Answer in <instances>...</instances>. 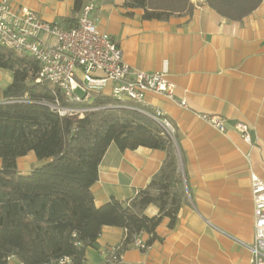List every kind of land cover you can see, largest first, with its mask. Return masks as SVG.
Listing matches in <instances>:
<instances>
[{
	"label": "crops",
	"instance_id": "1",
	"mask_svg": "<svg viewBox=\"0 0 264 264\" xmlns=\"http://www.w3.org/2000/svg\"><path fill=\"white\" fill-rule=\"evenodd\" d=\"M123 1L96 0L90 18L116 40L130 66L165 71L175 85L176 99L185 100L182 107L161 94L145 96L148 106L161 110L174 127L187 199L176 227L170 229L164 217L156 228L159 239L145 251L125 249L122 264H247L254 232L250 171L264 180V0L242 21L226 19L201 0H194L191 16L144 20L140 9L126 14ZM73 2L11 0L13 6L27 7L63 27L72 16ZM11 81L12 73L0 69V102ZM200 113L223 117L226 132L204 122ZM237 121L248 124L253 144L240 138ZM164 158L158 149L120 151L110 145L92 186L95 205L111 197L132 198ZM38 163L30 151L17 159V168L26 174ZM124 235L123 228L104 226L95 246L86 249V264L99 263L100 252L120 244Z\"/></svg>",
	"mask_w": 264,
	"mask_h": 264
},
{
	"label": "trees",
	"instance_id": "2",
	"mask_svg": "<svg viewBox=\"0 0 264 264\" xmlns=\"http://www.w3.org/2000/svg\"><path fill=\"white\" fill-rule=\"evenodd\" d=\"M88 1L74 0L64 28L76 25ZM201 2L228 20L242 21L262 0ZM122 6L128 15L140 9L144 20L166 21L171 16H191L196 2L124 0ZM39 68L31 55L0 43V69L12 73L0 102V264H86V249L95 246L104 226L125 230L120 243L124 250L143 233L148 235V246L159 239L156 228L164 217L174 229L187 199L186 176L180 169L175 136L151 116L154 110L135 104L147 113L109 107L88 111L83 118L60 116L46 103L55 97L67 101L56 86L37 81ZM91 104L116 103L108 94L94 92ZM112 144L120 151L140 146L158 149L165 158L132 198L111 197L96 206L92 186ZM30 151L43 162L22 174L17 159ZM149 205L158 207L156 215L145 214Z\"/></svg>",
	"mask_w": 264,
	"mask_h": 264
},
{
	"label": "built area",
	"instance_id": "3",
	"mask_svg": "<svg viewBox=\"0 0 264 264\" xmlns=\"http://www.w3.org/2000/svg\"><path fill=\"white\" fill-rule=\"evenodd\" d=\"M94 6L95 0H89L82 6L76 25L64 28L57 22L43 20L27 7L13 6L11 0H0V43L35 58L40 66L37 81L56 86L67 101L64 104L55 97L46 105L60 116L78 118H83L88 111L109 107L147 113L135 104L149 107L145 96L154 92L186 107L185 100L176 99L175 85L165 71L139 70L124 60L116 40L101 32L90 18ZM94 92L108 94L116 104L92 105ZM154 112L151 116L173 137L172 123L161 110ZM199 117L217 131L226 132L223 117L206 113H200ZM234 127L244 142L253 144L247 123L237 121ZM250 186L254 232L248 246L251 255L247 264H264V180L254 171H250ZM133 246L140 250L149 247L142 235L135 236ZM123 252L121 244L109 246L100 252L101 259L96 264H122Z\"/></svg>",
	"mask_w": 264,
	"mask_h": 264
},
{
	"label": "clouds",
	"instance_id": "4",
	"mask_svg": "<svg viewBox=\"0 0 264 264\" xmlns=\"http://www.w3.org/2000/svg\"><path fill=\"white\" fill-rule=\"evenodd\" d=\"M158 211H159V209H158V207H156V206H149L148 208H147V213H148V215L149 216H154V215H156L157 213H158Z\"/></svg>",
	"mask_w": 264,
	"mask_h": 264
},
{
	"label": "rangeland",
	"instance_id": "5",
	"mask_svg": "<svg viewBox=\"0 0 264 264\" xmlns=\"http://www.w3.org/2000/svg\"><path fill=\"white\" fill-rule=\"evenodd\" d=\"M42 162H43V161H39V163H38V164L40 165Z\"/></svg>",
	"mask_w": 264,
	"mask_h": 264
},
{
	"label": "bare ground",
	"instance_id": "6",
	"mask_svg": "<svg viewBox=\"0 0 264 264\" xmlns=\"http://www.w3.org/2000/svg\"><path fill=\"white\" fill-rule=\"evenodd\" d=\"M142 251H145V250H142Z\"/></svg>",
	"mask_w": 264,
	"mask_h": 264
}]
</instances>
